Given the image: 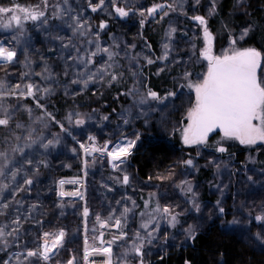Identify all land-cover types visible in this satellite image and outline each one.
I'll list each match as a JSON object with an SVG mask.
<instances>
[{"label":"trees","instance_id":"obj_1","mask_svg":"<svg viewBox=\"0 0 264 264\" xmlns=\"http://www.w3.org/2000/svg\"><path fill=\"white\" fill-rule=\"evenodd\" d=\"M98 4L99 0H0V7L45 13L36 21L21 22L22 28L14 24L4 31L0 27V43L17 53L13 62L0 64V83L5 86L0 104L11 113L9 126L0 127V152H6L11 163L8 175L0 177V184L9 185L0 194L4 213L0 227L7 225L6 232L19 229L7 237V244L0 242V261L78 263L82 201L59 197L58 182L80 177L79 145L103 147L120 137L133 140L138 136L140 145L135 144L125 163L115 169L100 155L86 159L85 237L93 242L100 230L119 219L124 238L111 242L112 264H141V260L143 264H264V220L256 219L264 217V144L217 141L219 134L214 132L204 145L189 146L183 144L181 133L193 101L188 85L207 72L208 62L200 55L205 45L214 56H222L231 45L236 50L261 52L257 77L264 81V0H116L115 4L104 0L103 7L92 11ZM157 5L164 7L149 14ZM116 7L129 14L120 18ZM196 16L203 17L206 25L199 24ZM77 20L84 24L80 31H75ZM101 23L106 27L101 29ZM205 27L211 36L209 44L203 39ZM165 43L169 46L166 59ZM96 44L118 55L109 61L100 52L88 68H105L118 79L112 81L104 74L85 86L87 70L77 61L81 56L87 60ZM17 84V95L7 94ZM28 84L33 85L34 96L19 95ZM149 90L161 99L148 98ZM142 97L147 100L144 104L139 103ZM164 110L166 117L161 118ZM76 119L85 122L77 125ZM156 122L158 131L149 133L146 125ZM49 140L53 144L43 147ZM219 146L226 151L219 152ZM203 153L217 157L218 163L208 162ZM189 159L190 168L185 164ZM227 167L235 183L234 202L211 194ZM17 169L13 181L11 171ZM125 175L127 184L123 183ZM27 179L31 185L24 183ZM258 179L253 189L250 183ZM165 207L176 216L174 226L163 213ZM17 218L19 224L13 223ZM145 223L147 231L142 227ZM60 231L65 235L49 260L26 258L27 251H40ZM148 231L154 238L148 237ZM248 231L260 232L262 241L258 243ZM45 233L50 234L47 240ZM137 233L143 241L142 255L133 251V245L139 244ZM95 245H99L97 240Z\"/></svg>","mask_w":264,"mask_h":264},{"label":"snow or ice","instance_id":"obj_2","mask_svg":"<svg viewBox=\"0 0 264 264\" xmlns=\"http://www.w3.org/2000/svg\"><path fill=\"white\" fill-rule=\"evenodd\" d=\"M46 2V0H45ZM113 4L116 3V0H111ZM199 2V0H197ZM104 0H99V4L95 7H92V11H96L98 7H103ZM164 5H157L151 9H149V14H152L157 11V9H163ZM170 7V5H169ZM115 12L121 16H127L129 13L122 7H116ZM17 13H23V19L32 21H36L41 17L45 16L43 11L36 12L34 10H30L27 8H20L18 6L4 8L0 7V27L2 28H10L12 23L15 22L17 28H22L21 25V16ZM11 14V15H9ZM167 15V12L163 13ZM143 15V13H141ZM196 21L201 25H206V21L201 16L194 17ZM6 21V22H5ZM106 27L105 24L101 23L100 28L103 29ZM84 28V24L80 23L78 20L75 23V31H80V29ZM175 29H172L171 32H174ZM75 34V32H74ZM171 34V33H170ZM80 35H84L83 32H80ZM247 35V30L242 33L241 38ZM204 36L207 41L211 40V36L208 33L207 27L204 28ZM88 43H92V41H88ZM235 44V41H233ZM64 47H68L67 44L63 45ZM96 50L91 52L88 55L87 60L83 56L78 58V63L83 65L87 70V78L84 80L85 86L89 80L96 78L102 79L104 74H109L111 76V80L115 81L118 79L117 74L115 73H107L105 68L96 69L92 71L88 68L89 65L93 64V57H95L98 53L103 52L107 54L108 60L112 61L114 55H118V53L114 54L109 51L108 48L101 49L99 44H96ZM168 44H164V58H167L168 53ZM79 52V49H77ZM16 51L10 50L3 45H0V63H11L16 58ZM204 60L208 61L207 72L206 75L203 76V79L200 83H197L195 88V105L188 111L187 113V125L183 129V142L185 145H202L207 142L208 136L211 132L219 129L224 138L227 139H235L238 140L240 144L244 145H254L258 141L264 142V81L258 80L257 77V69L260 66L261 62V52L257 51L254 48H247L244 50H233L230 54H224L222 56H212L211 48L206 47L203 52L200 53ZM76 59V58H74ZM153 61L148 60V63L151 64ZM108 67H112L111 64H108ZM81 76L84 73H80ZM77 81H73L76 83ZM190 88L193 85H188ZM20 89V85L17 84L15 89L8 90L9 95L16 96L17 90ZM5 86L3 83H0V93L4 92ZM45 92L48 89H44ZM19 95L33 97V85L28 84L25 91H20ZM169 95H174V93H169ZM148 98L152 100L161 99L158 94L154 91L149 90L147 94ZM146 98L142 97L139 100L140 104L146 103ZM37 107H42L37 102ZM0 114H2V118H0V127L9 126V122L11 119V113L0 104ZM72 119V116H69V120ZM107 119V117H105ZM254 121H259V124H254ZM83 119H76L75 123L77 125L84 124ZM127 123V121H125ZM17 128H21L22 125L17 124ZM63 130L64 126L61 125ZM31 136V133H29ZM139 137L137 136V139ZM15 139L18 141L20 137L17 136ZM53 141L49 140L47 144L43 145V147L47 148L49 145H52ZM135 146V140H127L126 143L118 142L115 144L110 151H108V145L104 146L103 151L107 152V155L111 158L113 163V167H119V164L115 163L119 161L120 164L124 163L125 158L131 155V149ZM83 147V145H82ZM94 151L99 149H93ZM217 150L221 153L225 152L226 149L223 146H219ZM13 152L18 151V149L13 148ZM22 152V150H19ZM0 161H4V163H0V177H6L8 175L7 169L11 167V163L8 160V156L6 152H0ZM31 164V161H28ZM185 164L188 166H192V160L185 161ZM19 169L16 171H11V179L13 181L16 180ZM129 181V177L125 175L123 177V183L127 184ZM24 183L31 185L32 180L27 179ZM65 183V181H60L61 186ZM9 188L8 184H0V194L6 191ZM188 191H191V188H188ZM61 196L67 195L63 191L60 192ZM4 209L8 208V204L4 203L2 205ZM125 213L128 212V209H124ZM156 211H160L159 208ZM223 212V209H220ZM163 213L165 215L170 216L169 223L173 226L177 222L176 216L171 215L170 209L165 207L163 209ZM4 213L0 211V215ZM85 216H87V209L84 212ZM143 215V214H142ZM99 219V218H98ZM257 221L264 220V217H256ZM13 223L19 224V219L13 220ZM121 221L116 219L115 224L119 227ZM151 223V220H149ZM101 226H104L103 224ZM146 231L148 229V223H145L142 226ZM4 227H0V242L7 244V237L12 236L13 232H18V228H14L12 232H6ZM155 229H153L154 231ZM191 231V230H190ZM45 238L50 235L45 233ZM65 233L60 231L55 239L52 240L51 246L48 245L47 242L43 245V251H27L25 256L27 257H41L43 260L47 261L50 258V252L55 249L61 242ZM123 235V234H122ZM148 237H152V232H147ZM194 238V237H193ZM136 239L139 241V244L133 245V251L137 255H142L141 248L143 247V241L140 238L139 233L136 234ZM99 251V249H97ZM103 252L105 254H110V248H104ZM85 261L88 260V251L85 249L84 253ZM68 264H73L72 261H69ZM141 264L143 261L141 260Z\"/></svg>","mask_w":264,"mask_h":264},{"label":"rangeland","instance_id":"obj_3","mask_svg":"<svg viewBox=\"0 0 264 264\" xmlns=\"http://www.w3.org/2000/svg\"><path fill=\"white\" fill-rule=\"evenodd\" d=\"M153 7H155V6H153ZM152 7V8H153ZM157 10H159V9H157ZM149 11V10H148ZM11 15V14H10ZM21 16V22H26V21H28V20H31V19H28V20H24L23 19V15H20ZM119 16V15H118ZM120 18H125L126 16H124V17H121V16H119ZM6 22V21H5ZM15 24V22H13L12 23V25H14ZM11 25V26H12ZM2 30H4V31H8L9 30V28H7V29H5V28H1ZM203 39H205V36H204V38ZM205 44H209V41H207L206 39H205ZM206 46L207 45H205V48H206ZM233 45H231V47H229V48H226L227 49V53H225L226 52V49H225V51L222 53V55H224V53L225 54H230L231 53V51H233V50H236L235 49V47H232ZM201 52H203V50L201 51ZM211 55L212 56H214L213 55V52H212V50H211ZM203 79V78H202ZM202 79L201 80H199V81H197V82H194L193 83V87H189V90L191 89V93H192V97H193V101H192V104H191V106H190V108L186 111V117H187V113H188V111H190V109L192 108V107H194V105H195V96H196V93H195V88H194V86L197 84V83H200L201 81H202ZM258 80H260L259 78H258ZM164 117H166V115H165V110H164V113L161 115V118H164ZM187 123H188V121H186V124L184 125V127L182 128V139H183V129L186 127V125H187ZM254 124H259V121H254L253 122ZM146 128H147V130H148V132L149 133H151L152 131H158V129H159V122H156L155 123V125H153V126H147L146 125ZM217 134H219V136L216 138V140L217 141H222L223 139H225V140H227V138H224V136H223V133L221 132V131H217L216 132ZM130 137H135V135H130ZM213 136H212V134L211 135H209L208 136V139H207V141L210 139V138H212ZM127 140H131L130 138H128V137H120V138H117L116 140H114L113 142H111L110 143V147L108 148V151H110L111 149H112V147L115 145V144H117L118 142H120V143H126V141ZM133 140H135V144H137L138 146L140 145V141H139V139H137V138H134ZM229 140H233V141H235V139H228V141ZM91 143V142H90ZM76 144L77 145H79L77 142H76ZM183 144H184V142H183ZM264 144V142H260V141H258L256 144H254V145H263ZM202 145H204V144H202ZM194 146H198V145H194ZM79 147H80V153H81V157H80V159H81V173H80V177L78 178V179H73V180H69V181H72V182H81L82 181V184H83V187H82V189H81V193L80 194H78V195H65V196H61L60 195V187H59V185H57V195L59 196V197H61V198H66V197H70V198H73V197H79L80 199H81V203H82V206H81V217H82V231H83V238H82V241H81V247H80V256H79V261H78V263H76V264H83V261H85V259H84V253H85V249H87V251H88V255L89 254H103L102 256L104 257V255L107 257V264H110V261H111V264H112V259H113V247H112V244H111V242L112 241H116V239H118L119 237H122V238H124V235H122V232L120 231V229H119V227H117V229H113V227L116 225V224H113V225H107L104 229H102V230H100V232L99 233H97L95 236H94V239H92L93 240V242H90V240H88L86 237H85V232H86V230H87V228H86V224H85V214H84V212H85V207H84V194L86 193V191H87V182H86V172H85V162H86V159H92L93 158V156L94 155H100V152H99V150L102 148V145H96V144H93V143H91V145H87V146H83L82 147V145H79ZM134 148V147H133ZM93 149H99V150H96V151H94ZM132 150V149H131ZM200 154V153H199ZM208 156H207V155ZM202 155H204V157L206 158V159H208L209 161L208 162H214V163H218V158L217 157H214V156H211L210 155V153H203ZM101 156V155H100ZM101 157H103V158H105V156L104 155H102ZM209 157V158H208ZM107 163H108V161H107ZM113 163L114 162H112V163H108V165H109V167L111 168V169H115L114 167H113ZM115 163H117V164H119L120 165V163H119V161H117V162H115ZM124 163H125V160H124ZM123 164V163H122ZM187 165V164H186ZM188 166V165H187ZM191 166H189V168H190ZM125 171V170H124ZM229 172H232V170H230V167H227V168H224V169H222V172L220 173V175L218 176V181H217V183H216V186H215V188L213 189V192L211 193V194H218V195H220L221 196V200L223 199V198H225L226 200L228 199L230 202H234V199H235V196H236V194H235V189L232 187V186H234L235 185V183L232 185V181L230 180L231 178H233V176L232 175H230L229 174ZM184 173H185V171H184ZM237 175L238 174H236V177H237ZM184 176H185V174H184ZM259 181V179L258 180H256V181H254V182H251L250 183V185L251 186H254L253 187V189H256V186H258V182ZM262 181L264 182V179H262ZM65 182H68V181H65ZM59 183V182H58ZM248 191H250V189L248 190ZM224 199V200H225ZM188 202H190V200H187ZM263 209V211H264V208H262ZM87 213H88V211H87ZM221 220V219H220ZM222 221V223H223V221H226V220H221ZM224 223H227V221L226 222H224ZM113 229V230H112ZM248 232H250L252 235H253V237H255L256 239H257V241H258V243L259 242H261L262 241V239H261V237L262 236H260V232H259V234H256V233H253V232H251V231H248ZM99 235H102V241H101V243H99V245H95V241L97 240L98 241V236ZM61 243V242H60ZM48 245L49 246H51V243H48ZM58 248V246L55 248V249H53L52 251H55L56 249ZM104 248H110L111 249V252H110V254H105L104 252H103V249ZM97 249H99V251H97ZM43 251V245H41V248H40V251L39 252H42ZM111 258V259H110ZM7 263V259H3V260H1L0 261V264H6Z\"/></svg>","mask_w":264,"mask_h":264},{"label":"built area","instance_id":"obj_4","mask_svg":"<svg viewBox=\"0 0 264 264\" xmlns=\"http://www.w3.org/2000/svg\"><path fill=\"white\" fill-rule=\"evenodd\" d=\"M60 192L63 191L67 195H78L83 187L81 182H65L62 186L59 184ZM65 196V195H64ZM103 254H89L88 260L83 261V264H107V257Z\"/></svg>","mask_w":264,"mask_h":264},{"label":"water","instance_id":"obj_5","mask_svg":"<svg viewBox=\"0 0 264 264\" xmlns=\"http://www.w3.org/2000/svg\"><path fill=\"white\" fill-rule=\"evenodd\" d=\"M206 61H207V60H206ZM207 62H208V61H207ZM259 68H260V66H259L258 69H257V74H258ZM217 131H220V130L217 129V130H215V131H213V132H217ZM213 132H211V133H213ZM211 133H210V134H211ZM106 144H107L108 147H109V142H106V143L104 144V146H105ZM104 146L100 149V153H101V155H105V156H106L108 163H112L111 158L106 154L107 152H106V151H103ZM102 227H103V226H102ZM113 229H114V230L117 229V226L115 225V226L113 227ZM101 241H102V235H99V236H98V242L101 243ZM51 252H52V251H51ZM51 252H50V253H51Z\"/></svg>","mask_w":264,"mask_h":264},{"label":"crops","instance_id":"obj_6","mask_svg":"<svg viewBox=\"0 0 264 264\" xmlns=\"http://www.w3.org/2000/svg\"><path fill=\"white\" fill-rule=\"evenodd\" d=\"M0 45H2V44L0 43ZM0 64H2V63H0Z\"/></svg>","mask_w":264,"mask_h":264}]
</instances>
